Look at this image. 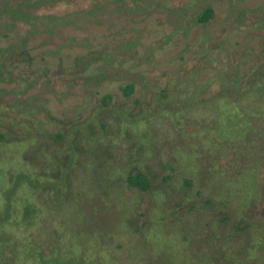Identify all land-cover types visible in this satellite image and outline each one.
Wrapping results in <instances>:
<instances>
[{
    "label": "rangeland",
    "instance_id": "rangeland-1",
    "mask_svg": "<svg viewBox=\"0 0 264 264\" xmlns=\"http://www.w3.org/2000/svg\"><path fill=\"white\" fill-rule=\"evenodd\" d=\"M27 238L39 264H264V0H0V264Z\"/></svg>",
    "mask_w": 264,
    "mask_h": 264
},
{
    "label": "trees",
    "instance_id": "trees-1",
    "mask_svg": "<svg viewBox=\"0 0 264 264\" xmlns=\"http://www.w3.org/2000/svg\"><path fill=\"white\" fill-rule=\"evenodd\" d=\"M210 12H211L210 8L209 7H205L202 10V12H201L199 17H202L203 19H205L207 16H209ZM119 87H120V89L123 90L124 93H129L132 90L133 85H132V83H125V84H123V85H121ZM127 181L130 184L138 185V186H141V187H144L146 185V180L144 179V177L142 176V174L140 172H136L135 174L128 175L127 176ZM24 214H26V213H24ZM25 225L28 226V224H25ZM6 234L8 236H10L11 239H12V232H6L5 233V238L8 239L9 237ZM26 237H28V236H26ZM28 241H30L29 238H27V242ZM53 247H55V246H52L50 249H52ZM29 248H30V250L32 249L33 253L36 255V256L35 255L33 256V258H34L33 264H39L42 261L41 260L42 258L49 257L48 250H50V249L43 250L39 246H35L32 243L28 242V246H26V249H27L26 251H28ZM27 255H28V253L25 254V256H27ZM27 257H29V256H27Z\"/></svg>",
    "mask_w": 264,
    "mask_h": 264
},
{
    "label": "flooded vegetation",
    "instance_id": "flooded-vegetation-1",
    "mask_svg": "<svg viewBox=\"0 0 264 264\" xmlns=\"http://www.w3.org/2000/svg\"><path fill=\"white\" fill-rule=\"evenodd\" d=\"M42 173V172H41ZM42 175L44 176V173H42ZM41 187H43V185L41 186ZM36 193V192H35ZM29 235V234H28ZM27 235V236H28ZM29 237V236H28ZM29 240L31 241L32 240V238H29Z\"/></svg>",
    "mask_w": 264,
    "mask_h": 264
}]
</instances>
